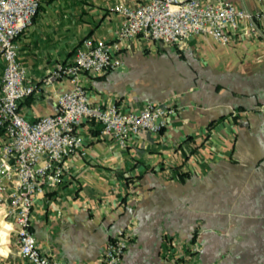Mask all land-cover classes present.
I'll return each instance as SVG.
<instances>
[{"label":"crops","instance_id":"1","mask_svg":"<svg viewBox=\"0 0 264 264\" xmlns=\"http://www.w3.org/2000/svg\"><path fill=\"white\" fill-rule=\"evenodd\" d=\"M148 0H40L17 37V56L38 86L19 100L33 120L54 111L72 83L41 82L47 66L69 62L85 36L111 40L121 15L109 8ZM256 10L258 0H230ZM256 32L223 44L194 33L169 45L142 36L122 41L121 64L82 72L87 101L137 110L175 106L160 131L130 133L125 146L84 119L85 153L63 161L64 178L32 207L31 229L46 254L68 264H98L117 228L131 234L120 264H164L168 236L196 234L192 264H264V18ZM5 61L0 54V86ZM0 264H27L7 237ZM5 244V245H4ZM4 245V246H3ZM8 251V252H7Z\"/></svg>","mask_w":264,"mask_h":264},{"label":"built area","instance_id":"2","mask_svg":"<svg viewBox=\"0 0 264 264\" xmlns=\"http://www.w3.org/2000/svg\"><path fill=\"white\" fill-rule=\"evenodd\" d=\"M258 2L256 10L239 7L230 0L114 3L109 9L122 17L115 37L106 40L85 36L75 47L72 61L47 66L41 82L66 78L72 87L58 93L53 112L29 120L19 112V100L38 84L17 56V37L33 23L40 0H0V54L5 61L0 86V216L10 224L17 251L27 264H68L37 245L31 215L35 201L63 181V161L85 153L79 124L84 119L96 120L103 133L125 146L130 133L160 131L167 115L175 110L174 105L160 102H145L137 110H121L116 103H89L82 72L102 73L119 66L117 52L122 41L138 35L179 45L194 33H206L228 44L238 34L256 32L255 20L264 18V0ZM130 240L128 230L117 228L108 238L98 264H120ZM201 251L195 234L184 241L168 236L163 262L192 264Z\"/></svg>","mask_w":264,"mask_h":264},{"label":"rangeland","instance_id":"3","mask_svg":"<svg viewBox=\"0 0 264 264\" xmlns=\"http://www.w3.org/2000/svg\"><path fill=\"white\" fill-rule=\"evenodd\" d=\"M0 218H1V217H0ZM0 220H2V218H1ZM3 222H4V221H2L1 224H4ZM2 229H3V226H2ZM4 232H5V231H4ZM5 234H6V233H4L2 240H0V248L2 247V243H3L4 240H5ZM10 234H12V236H13V235H14V232H13L12 229H9V228H8V230H7V237H8V238H9V235H10ZM10 236H11V235H10ZM195 236H196V234H195ZM173 238L176 239L175 237H173ZM196 240H197V239H196ZM4 245H5V244H4ZM4 245H3V246H4ZM7 252H8V251H7ZM2 253L5 254V252L0 251V254H2Z\"/></svg>","mask_w":264,"mask_h":264},{"label":"bare ground","instance_id":"4","mask_svg":"<svg viewBox=\"0 0 264 264\" xmlns=\"http://www.w3.org/2000/svg\"><path fill=\"white\" fill-rule=\"evenodd\" d=\"M0 217L2 218V216H0ZM1 218H0V219H1ZM2 221L5 222V221H7V220H5V219H3V218H2V220H0V240H2L3 235H4V233H5V232H4L5 230L2 229V226L4 225V224H1ZM4 222H3V223H4Z\"/></svg>","mask_w":264,"mask_h":264}]
</instances>
